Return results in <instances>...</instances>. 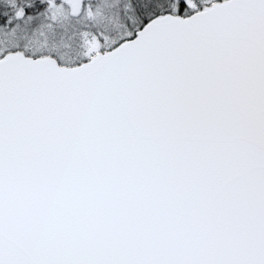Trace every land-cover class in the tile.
<instances>
[{"label": "snow or ice", "instance_id": "1", "mask_svg": "<svg viewBox=\"0 0 264 264\" xmlns=\"http://www.w3.org/2000/svg\"><path fill=\"white\" fill-rule=\"evenodd\" d=\"M0 264H264V0H0Z\"/></svg>", "mask_w": 264, "mask_h": 264}]
</instances>
